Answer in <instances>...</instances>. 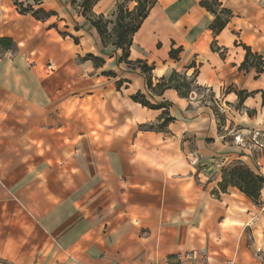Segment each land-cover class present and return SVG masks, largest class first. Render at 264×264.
I'll return each instance as SVG.
<instances>
[{
  "label": "crops",
  "instance_id": "crops-1",
  "mask_svg": "<svg viewBox=\"0 0 264 264\" xmlns=\"http://www.w3.org/2000/svg\"><path fill=\"white\" fill-rule=\"evenodd\" d=\"M201 1L158 0L129 64L81 0H0V264H264V183L221 188L264 179V0H218V33Z\"/></svg>",
  "mask_w": 264,
  "mask_h": 264
},
{
  "label": "trees",
  "instance_id": "trees-1",
  "mask_svg": "<svg viewBox=\"0 0 264 264\" xmlns=\"http://www.w3.org/2000/svg\"><path fill=\"white\" fill-rule=\"evenodd\" d=\"M71 3L75 4L77 0H69ZM98 0H81L79 6L82 8L83 15L87 20L95 27L97 30L103 45H113L117 49L122 51L121 61L131 63L128 60L130 54V47L132 44L133 36L138 31L143 20L147 17L150 9L157 3L158 0H126V3L118 4L116 12L113 14V19L105 18L103 15H96L92 12L93 5ZM135 1L137 4L133 10L128 8V3ZM201 5L207 8L215 15V20L211 25V28L215 32H220L223 30L229 20L230 13L226 9L218 10L220 5L218 0H203ZM33 12V14L38 17L39 12L34 11L32 8H20L21 13ZM75 41L78 40L75 38ZM1 46L11 47L12 41L8 39H0ZM178 50L174 49L170 52L172 57H176ZM89 59L95 61L98 65L100 60L89 54L87 55ZM143 72L147 75V82L149 88H152L151 72L152 67L148 66L142 61H138ZM262 60L257 54L251 52L250 48H247V55L241 67H247L248 65H255L259 71H261ZM179 76L174 73L169 81H163L157 85V89L160 93H163L165 89L170 87H175L181 90L180 84L177 83V78ZM175 81V82H173ZM135 101H139L145 106L155 108L154 105L150 104L145 96L140 93L133 96ZM170 119L165 118L164 123L168 122ZM264 179L250 171L248 168L243 166H236L229 171H225L223 181L221 183V188L226 189L227 186L232 185L240 189L241 192L245 193L247 196L251 197L254 201H258L260 197V190L263 186Z\"/></svg>",
  "mask_w": 264,
  "mask_h": 264
},
{
  "label": "built area",
  "instance_id": "built-area-1",
  "mask_svg": "<svg viewBox=\"0 0 264 264\" xmlns=\"http://www.w3.org/2000/svg\"><path fill=\"white\" fill-rule=\"evenodd\" d=\"M238 139H239V137H237V141H238ZM239 141H240V139H239ZM262 147L263 145L261 144V143H259L258 141H256V144H255V148L256 147Z\"/></svg>",
  "mask_w": 264,
  "mask_h": 264
}]
</instances>
